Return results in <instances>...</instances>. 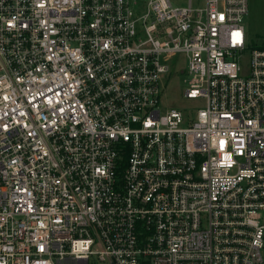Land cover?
<instances>
[{
	"label": "built area",
	"instance_id": "obj_1",
	"mask_svg": "<svg viewBox=\"0 0 264 264\" xmlns=\"http://www.w3.org/2000/svg\"><path fill=\"white\" fill-rule=\"evenodd\" d=\"M248 12L0 0V264H264ZM178 61L194 115L162 102Z\"/></svg>",
	"mask_w": 264,
	"mask_h": 264
},
{
	"label": "rangeland",
	"instance_id": "obj_2",
	"mask_svg": "<svg viewBox=\"0 0 264 264\" xmlns=\"http://www.w3.org/2000/svg\"><path fill=\"white\" fill-rule=\"evenodd\" d=\"M190 0H171L174 6L185 7ZM249 12L245 19V25L248 32L250 42L261 43L264 41V0H248ZM205 0H192L193 7L203 6ZM185 69V63L178 61L173 68V73L167 83V88L162 97V102L168 107H180L191 111L194 115L195 111L202 107L205 103L202 99H192L184 96L185 83L180 70Z\"/></svg>",
	"mask_w": 264,
	"mask_h": 264
},
{
	"label": "trees",
	"instance_id": "obj_3",
	"mask_svg": "<svg viewBox=\"0 0 264 264\" xmlns=\"http://www.w3.org/2000/svg\"><path fill=\"white\" fill-rule=\"evenodd\" d=\"M254 46L264 48V41L261 43H253Z\"/></svg>",
	"mask_w": 264,
	"mask_h": 264
}]
</instances>
